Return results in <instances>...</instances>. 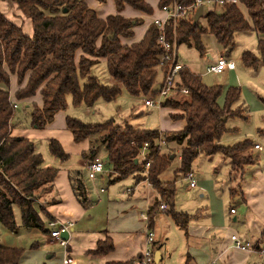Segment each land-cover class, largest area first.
<instances>
[{
  "label": "trees",
  "instance_id": "16d2710c",
  "mask_svg": "<svg viewBox=\"0 0 264 264\" xmlns=\"http://www.w3.org/2000/svg\"><path fill=\"white\" fill-rule=\"evenodd\" d=\"M195 0H159L158 10L177 2L183 6ZM23 17L30 20L32 36L25 35L0 12V226L17 234L14 208L20 212L21 227L48 234L47 224L53 222L45 207L56 199L45 201L44 208L35 206L42 194L53 192V182L58 170L43 166L42 155L29 139L14 138L10 135L15 105L10 100L8 88L10 76L17 77L20 86L28 77L27 87L18 88L14 93L16 101L33 97L40 87L41 107L32 105L29 110V127L42 130L53 121L56 113L66 110L70 98L74 107L80 105L91 109L99 100L114 102L122 89L132 98L146 97L156 85L157 70L163 54L159 43L160 31L150 24L143 39L130 47L122 46L119 38L133 37L132 29L138 22L124 18L120 12L125 6L151 16L153 11L145 0H112L116 14L105 20L99 19L86 0H13ZM104 4L106 0H96ZM239 6L224 4L211 5L203 15L204 24L193 22V15L173 22L167 21L163 33L168 42L193 47L200 56L204 49L201 39L212 35L222 50L230 55L234 49L237 34L253 32L264 36V0H238ZM243 7L246 16L240 10ZM65 10V12H64ZM113 36V38H110ZM105 59L109 77L115 82L103 86L91 77L93 62L88 58ZM229 57V56H227ZM245 68L257 71L264 69V40L257 41V56L250 51L241 54ZM83 81V85H80ZM184 88L188 95H178L165 100L161 108L180 110L184 114L185 128L179 133L162 134L158 131L135 129L130 125H116L113 121L90 125L66 117V129L74 142L95 139L106 154L110 167L111 183H116L135 173H143L145 160L140 152L145 145L151 161L147 169L150 185L159 192L160 201L168 208L167 214L174 223L185 229L188 215L173 212L174 183L159 181V176L171 165L170 154L160 151V142L166 147L180 148L179 174L188 173L193 162L200 156L221 155L229 160L231 169L241 170L251 160L246 151L251 146L245 140L232 147L222 146V137L228 132L226 122L235 118L233 105L240 99V89L229 87L225 91L224 105H218L222 95L220 86H205L200 77L185 67L179 72L178 89ZM264 107V99L261 100ZM172 119L174 116H171ZM50 155L65 161L67 155L58 142H47ZM92 146L89 158L97 154ZM245 152V153H244ZM73 194L82 208L89 206L87 190L80 171L69 173ZM160 207V206H159ZM264 230L256 243L258 250H264ZM113 251L110 241L97 242L89 254L107 255ZM23 250L0 246V264H19ZM108 262L106 264H136V260Z\"/></svg>",
  "mask_w": 264,
  "mask_h": 264
},
{
  "label": "rangeland",
  "instance_id": "374dc122",
  "mask_svg": "<svg viewBox=\"0 0 264 264\" xmlns=\"http://www.w3.org/2000/svg\"><path fill=\"white\" fill-rule=\"evenodd\" d=\"M145 2L149 4L151 8L153 7L158 10L157 0H145ZM91 5L95 8H102L100 12L103 15H109L113 9H115L111 0H108L102 5H99L97 2H92ZM0 8L2 9V14H6L8 12V14L13 17L16 24H23V26L21 25V28L25 31V33H31L32 26L30 21L28 19H24L25 21H23L22 18L25 17H19V15L15 14V12L12 11L13 9H10L11 4L9 3V0H5V2L0 0ZM5 8L7 11H5ZM207 10L208 9L205 8L204 13ZM240 10L246 16L247 11L241 6ZM152 11L154 13L153 9ZM125 13L127 14L128 12L125 11ZM139 13L140 17L128 18L138 22V26L135 30L136 37L143 34L144 31L145 14L141 12ZM199 21L204 24V17L201 16ZM149 23L147 27L149 26ZM257 41V35L253 32L237 34L234 40L235 46L232 53L228 55L227 52L224 50L222 51V54L225 57L229 56L231 60L234 61L237 67L236 71L230 74L223 73L218 76L211 74L201 77L202 83L207 87L222 86L238 87L240 89L241 104L238 103L237 105H233L232 109L237 117L227 120L226 129H229V132L222 137L221 144L226 147H232L245 140L249 141L251 146L246 151V154L250 157V164L244 165L241 170L235 168L233 170L231 169L229 160L221 155L213 157L200 155L191 166V170L195 174L194 179L197 184L196 189L193 190L187 189L189 180L184 179L187 173L179 174L178 168L175 170L173 175V170L179 166L177 161L172 162L171 167L161 177V180L166 183L172 182L173 180L177 181L175 184L176 193L174 198V211L187 213L190 217H193L191 220L192 224L197 226L200 224L210 230L211 232L206 234V236L201 235V238H205L208 241H213L214 237H220L221 240L226 239L229 238L230 234L237 233L238 235H241L242 238L248 240L249 243L254 244L259 239L260 231L262 230L263 232L264 230V226H262L261 214L264 213V201H261L258 205L256 204L257 201L255 199L257 196H254L253 193L250 192L249 185L245 186V189L248 190V194H251L247 205L243 202L244 196L242 193V186L244 185L243 176L248 166H254L257 163L255 170L258 171L253 173L259 174V178L262 176L264 177V107L261 103V99L264 98V69L263 67H260L257 71H248L241 64V54L243 51H250L257 56ZM120 44L122 45V43ZM201 44L205 50L203 52V56H200L193 47H189L187 45H181L179 47L178 54L181 58L180 62L187 66L185 67L186 69L190 70L189 68H191L192 71L202 75L209 63L206 54H210L214 62L217 54L221 51V47L216 43L214 37L209 34L202 37ZM88 59L93 62V66L90 71L91 77L98 80L103 86L108 87L115 84V82L108 75L106 64L103 62L105 59H95L90 57ZM29 74L30 73H26L24 81L20 86L17 84L13 90L11 89V85L9 86L8 91L9 94H11L10 96H12L14 91L18 88L21 87L25 89L27 87ZM11 77H13L14 80L17 78L15 75H11L10 80ZM160 80L161 75L157 73L156 81L159 82ZM80 85H83V81H80ZM40 88L36 90L33 97L24 99L20 102L28 104L30 108L32 105L41 107L42 103L39 95ZM149 99L155 103L154 106L144 107V100ZM222 100L223 98L219 100V104L221 106L224 105V101ZM163 102L164 99L160 98L158 94H149L146 97L134 99L122 89L121 94L116 101L105 103L99 100L95 103L93 109L90 110H88L83 104L74 108L69 98L67 101L68 109L65 113L82 121L83 123L90 125L113 121L119 126L127 124L135 129L157 131L164 126L167 110L161 109L160 104ZM24 104H21L17 109H15V116L18 118L16 125L20 128L24 127L32 130L31 127H29V110L24 108ZM176 118H182V116L177 115ZM233 130L235 133H232ZM175 133L176 132H166L162 134ZM255 144L261 146L263 151L259 152L254 150L253 146ZM78 147L79 146H77V148ZM165 147V145H162L160 151L166 154L172 155L174 152L178 153L180 151V148L174 147L173 144L166 148ZM38 151L42 155L43 166L45 167H51L61 172L67 170V167L71 169H78L80 172L82 171L84 173L85 182L87 181V185L93 189L92 193H94V190L98 191L101 187L107 188L106 195L101 197V205L97 204L91 211L84 210L85 217L82 218L83 221L81 224L76 226V232L81 231L85 237L88 238V236L93 233L97 235L102 229L112 230L109 227V214L114 217L118 216V218H115L112 221L114 223L116 222V230L125 226L130 227L132 224H136L137 221L138 224L140 223L145 225V223L141 222L139 213L142 212L144 215L146 213L144 210H141L140 205H138L137 209L133 210L134 216L131 215L132 219L124 220V217H121L120 214L115 215L114 211L120 208L118 204L120 202L123 203L126 200L122 191L125 190L126 187L130 186L128 182H120L119 184L109 185L106 179L103 180L98 178L96 181L87 180L85 168H83V166L82 168L80 167V165L83 164V160L79 154L74 152L67 154V159L65 161H60L50 155L47 145L43 148L42 146H38ZM97 154V157L101 159L104 158V150H98ZM145 169L146 168H144V170ZM191 170L189 172H191ZM129 176H135V179L138 182H144L146 187V180L150 182L146 170L143 173L138 172ZM253 181H255L253 178L248 177V180H245V184H251ZM160 183L162 186H165L164 184H166L163 182ZM151 188L153 187L151 186ZM156 193L159 195L157 190ZM48 198L49 195L46 193L42 194L38 200H35V206L44 208L45 201H48ZM113 204H115V206H113ZM160 204L161 203H159V205ZM255 207L257 210L262 212H259L260 214L255 213L257 212ZM231 210H234L235 214H231ZM160 212L161 211L158 209L157 205L153 208L151 213L152 215H156ZM14 213L18 233L13 234L0 226V246L22 249L24 253L28 251H35L36 249L32 247L39 245L41 249L36 252L37 254H34L32 257L33 259L27 264H37L39 259L42 260L47 255H55L56 258L62 253L63 247H61L57 242L52 241L50 244L45 245V237H47L45 234L38 230H27L21 227L20 212L18 208H14ZM234 219L235 221H233ZM154 233L155 240L162 241V237L166 239L162 248V254L164 257L162 264H183L186 258V250L188 249L190 252H193L194 249H197L202 245L195 244V242L191 241V237L188 239L185 238L184 232L173 224L167 213H160L159 217L155 220ZM227 248L233 249V246L227 245ZM214 263L217 264L216 262ZM261 263L264 264V258H262Z\"/></svg>",
  "mask_w": 264,
  "mask_h": 264
},
{
  "label": "crops",
  "instance_id": "0c3cea01",
  "mask_svg": "<svg viewBox=\"0 0 264 264\" xmlns=\"http://www.w3.org/2000/svg\"><path fill=\"white\" fill-rule=\"evenodd\" d=\"M2 1L5 2V0H2ZM6 1H8V0H6ZM107 1L108 0H106V2ZM157 1H159V0H157ZM92 2H96V0H86L87 6L89 8H91L92 10H94V12L96 13V16L99 19L105 20L107 16L114 15L117 13L116 9H113V11L109 15H107V14L103 15L100 12V10L102 8H95L94 6L91 5ZM9 3L11 4L10 9L11 10L13 9L12 11L15 12V14L19 15V17H23L18 12L17 6L13 2V0H9ZM99 5H102V4H99ZM152 9L154 10L153 15H151V16L145 15L143 34L136 37V35H135L136 27L133 28L132 29V31H133V37L132 38H129V39L119 38V41H120V43H122V45H124L126 47H130L133 44L140 42L146 33V30L148 28L147 25L149 22H150L149 23V25H150L153 23V21L156 18L157 19H164L165 18V15L163 13H161L160 11L158 12V10L154 9L153 7H152ZM1 10L2 9L0 8V12L2 13ZM5 11H7L6 8H5ZM125 11H127L128 13L126 14ZM13 12H11V13H13ZM3 15L7 19H9L11 22H13L15 25H17L19 27H21V25L23 26V24H21V23L16 24L13 17H11L8 14V12L6 14L3 13ZM120 15L123 16L124 18H127V19L131 18V17H140L139 11H135L128 6L124 7V9L120 12ZM203 15H204V11H203ZM22 19H23V21H25L24 19H26V18H22ZM141 26H143V25H141ZM22 31H23V29H22ZM23 33L29 37L32 36V30H31V33H29V32L25 33V31H23ZM250 33H252V32H250ZM204 36H206V35H204ZM257 40H264V36H257ZM222 51L223 50L221 49V51L217 54L216 60L214 62L211 58V55L206 54L207 60L209 61L208 65L206 66V70L209 66L215 64V62L217 61V58L219 56L223 55ZM226 58L231 60L230 57H226ZM180 59L181 58L179 56V62H180ZM105 61L106 60H104L103 62L105 63ZM231 61H233V60H231ZM241 64H242V62H241ZM183 66L187 67L185 65H183ZM242 66H243V64H242ZM236 68L237 67L235 65V70L225 71L223 73L230 74L232 72H235ZM189 69L192 73L198 75L200 77V79L202 76L211 75V74L207 73L206 70L201 75V74H198V73L192 71L191 68H189ZM245 69L248 71H253V70L248 69V68H245ZM157 73H159L161 75L160 81L162 82V79H163L162 71L160 69H158ZM223 73H221V74H223ZM221 74H217V75L213 74V75L218 76ZM156 78H157V76H156ZM160 81L159 82L156 81V85H160V83H161ZM10 85H11V89L13 90V88H15V86H17V78H15V80H14V78L11 77ZM208 87H212V86H208ZM220 87L222 88V95L218 99V105L220 107H222L219 104V100L221 98H223L222 101H224L225 91L229 87H222V86H220ZM15 91H14V93H15ZM14 93L12 95L13 97L10 96V100L12 103L15 104V109H17L18 106H20L21 104H24V103L20 102V101H16L14 99ZM176 97L177 96H174L173 99ZM238 103L241 104L240 99L234 105H237ZM23 106L27 110L31 109L28 104H24ZM144 107H146V106H144ZM67 109H68V104H67L66 110ZM91 109H93V107ZM161 109H166L167 111H166V116H165V120H164V126L162 128H160L159 130H157L158 132H160V133H166V132L179 133L182 130H184L186 124H185V120L183 117L184 114L181 111L171 110V109H167V108H161ZM66 110L56 113L54 118H53V121L51 123H49L48 125H46V127L42 130H34L32 128H31L32 130H29L28 128H24V127L20 128L19 126L16 125V121L18 120V118L15 116V118L12 120V128L10 130V135L14 138L29 139L30 141H32L37 146V150H38V146H40V147L42 146V148L46 147L47 142L50 140H54V141L58 142L59 145L61 146L63 152L66 155L73 153V152L80 155V157L83 160V164L80 165V167L82 168V166H83V168H85L86 178H87V165L91 160V158H89L87 156V153L90 151L92 146L97 147L96 148L97 153H98V150L103 151L104 148L100 144H97V143L95 144V142H96L95 139L85 140V141H82L79 143L74 142L71 133L66 129L65 121H66V117L69 116V114L65 113ZM88 110H90V109H88ZM247 111H248V109H247ZM177 115H181L182 118L177 119L176 118ZM171 116H174V118L172 119ZM70 117H72V116L70 115ZM141 130H144V129H141ZM154 131H156V130H154ZM228 132H229V129H228ZM232 133H235V131L233 130ZM219 144L222 145L221 142ZM77 146H79V147L77 148ZM174 147H177V146L174 145ZM177 148H179V147H177ZM162 153L166 154L164 152H162ZM179 154H180V152H178V153L174 152V154L170 155L171 165H172V162H174V161H177L178 164L180 165V155ZM96 156H98V154H96ZM102 160L104 162L106 173L102 176H98L96 179H98V178L103 179V180L106 179V181L109 185L119 184L120 182H128L130 184L129 187H126L125 190L122 191L123 195L126 197V200H125V202H123V203L120 202L118 204V206H120V208L117 209L116 211H114L115 215L120 214L121 217H124V220L132 219L131 215L134 216L133 210L137 209L138 205H140L141 210H144V212L146 213L145 215L147 216V221H144L141 217L144 214L142 212L139 213L140 218H141V222L145 223V225L140 224V223L138 224V221H137L136 224H132L130 227L125 226L119 230H116V227H115L116 222L114 223L112 221L115 218H118V216L114 217L113 215L109 214V217H110L109 227L112 230L102 229L97 235L95 233H93L90 236H88V238H86L85 235L81 231L76 232L75 231L76 226L81 224V222L83 221L82 218L85 217L84 216V210L91 211L97 204L101 205V203H102L101 197L106 195L107 188L101 187L104 189L103 192H100L101 188H99L98 191L94 190V193H92L93 189H92V187L90 188L87 185L88 182L87 181L85 182L84 173L81 171L82 181L86 187L87 198L89 201V206L86 209L82 208L81 205L76 200V198L73 194L70 182H69V172L70 171H76V170L79 171V170L78 169H71V168L67 167V170H65L64 172L58 171V173L54 179V182H53V192L49 195V198H48L49 200H52L54 198V199H56L57 202L45 207V212L48 214V216L51 218V220L56 225H58V226L66 225L68 227L69 236H68V239L66 240L67 246L65 248H63L62 253L59 254L56 258H55V255H47L42 260L39 259L37 264H62L63 259L66 256L73 258V260H74L73 264H106L108 262H126V261H130V260H135L140 255V253L142 252V250L144 248L145 233L148 230H150L151 232L154 233L155 220L159 217L160 213H167L168 212V208L166 209L167 212H166V210L165 211L160 210L159 206L164 205L163 203H161L158 206V209L161 212L157 213L156 215H152L151 212L153 211L154 204L156 202L160 201V197H159L160 195H158L156 193L155 189H153L151 187H146L144 182H142V181L138 182L135 179V176H129V177H126L125 179H122L116 183H111L110 167L106 163L105 151H104V158ZM171 165H170V167H171ZM255 166H257V163L254 166H248L246 169V172L243 176L244 185L242 186V193L244 196L243 202L246 205H247V202H248L250 195H251V194H248V190L245 189V186H247V185H249L250 192H252L254 196H257V198L255 199L257 201L256 202L257 205L261 201H264V177L262 176L259 178V174L253 173L255 171H258V170H255L256 169ZM80 167H77V168H80ZM178 168H179V166L173 170V175H174L175 170ZM191 172H192L193 178H195L194 172L192 170H191ZM164 173H162L159 176L160 177L159 180H160V182L166 183V182L161 180V177L163 176ZM248 177L253 178L255 181H253L251 184L250 183L245 184V180H248ZM87 180H89V179L87 178ZM259 180H261V181H259ZM94 181H96V180H94ZM176 182H177L176 180H173L172 182H168V183H174V188H175ZM196 187H197V184H196ZM196 187L193 189H196ZM252 187H253V189H252ZM187 189L191 190L189 188H187ZM175 193H176V189H175ZM174 198H175V195H174ZM110 205H112V204H110ZM113 206H115V204H113ZM255 209H256V207H255ZM173 212L188 215L187 213H184V212H176V211H174V208H173ZM259 212H262V211L257 210V212H255V213L260 214ZM233 214H235V212ZM261 214H262V226H264V213H261ZM168 216H169V214H168ZM134 218H136V217H134ZM170 219L177 228H179L181 231L184 232L185 238L188 239L191 237V241L195 242V244H197V245L202 244L201 247L194 249L193 252H190L188 249L186 250V252H185L186 258H185V262L183 264H210V263L215 264L214 262H216L217 264H262L261 263L262 258H264V257L260 256L257 252L258 251V249L256 247L257 242L254 244L250 243L252 245V248L250 250L236 249L230 241L231 236L235 235L242 241H245V242H249V241L242 238V236L238 235L237 233L230 234L229 238H226V239L221 240L220 237H218V238L214 237L213 241H208L205 238H201V235L206 236V234H208L211 231L206 229L205 226H201L200 224L198 226L195 224H192V221H191L193 219L192 216L190 217L188 215V222H187L185 229H182L179 226H177L171 217H170ZM233 221H235V219ZM47 229H48L49 233L45 235V236H47V237H45L46 238L45 245L50 244L52 241L56 242L54 240H51L49 237V234L51 232V229L49 228V223L47 224ZM27 230H31V229H27ZM115 233H121V234H115ZM261 233H262V230L260 231L259 236ZM154 236H155V233H154ZM161 240L162 241H157V240H155V237H154V244H153L154 254H153V263L152 264H162L163 263L164 257L162 254V248L164 246V241H166V239H164L162 237ZM104 241H110L112 243L113 251L111 253H109L107 255H101V256H98V255L95 256V255L89 254V252L91 250H94L96 248L97 242H104ZM227 245H229V246L232 245L233 249H231V248L228 249ZM32 248H34L36 250L24 252L19 264H27L28 262H30L33 259L32 257L34 256V254L41 249V247L39 245L38 246L35 245Z\"/></svg>",
  "mask_w": 264,
  "mask_h": 264
},
{
  "label": "built area",
  "instance_id": "2783aa9c",
  "mask_svg": "<svg viewBox=\"0 0 264 264\" xmlns=\"http://www.w3.org/2000/svg\"><path fill=\"white\" fill-rule=\"evenodd\" d=\"M213 4L217 6H222L224 4H233L235 6H239L238 0H195L189 6H183L177 2H173L172 4L168 6H164L161 9H159V11L165 15V18L164 19L156 18L152 24L156 25L160 31L159 43L163 49V54L160 58V68L163 73V79L159 85L160 87L158 91L155 94H158L160 98L164 99V101L171 99L174 96L188 95L186 89L184 88L178 89L179 72L184 68V66L179 62V54H178L179 48H177L175 41L170 43L165 38V35L163 33L165 24L169 20L176 22L181 19H185L188 15L194 14L199 7H202L203 11L205 10V8L210 9L211 5ZM232 70H235V63L227 59L224 55H222L217 58L215 64L207 68L206 72L209 74L217 75L225 71H232ZM154 104L155 103L151 99L144 100V106L146 107H153ZM162 145L164 144L160 142L159 148H161ZM147 148L148 146L145 145L140 152L141 158L145 160L144 168H146L145 169L146 171L150 167V163H151V161L148 160L147 157ZM253 149L259 152H262L263 150L262 147L257 144L253 146ZM105 173L106 170L103 160L97 156L92 158L87 165V178L91 181H94L98 176H102ZM184 179L189 180V184H188L189 189H193L196 187V181L193 178L192 172L187 173ZM146 184L147 187H151L148 180H146ZM103 191L104 189L101 188L100 192ZM166 209L167 208L165 205L160 206V210L165 211ZM230 213L233 214L234 210H231ZM141 217L144 221H147L146 215H142ZM49 228L51 229V232L49 234L50 239L56 241L61 247L65 248L67 246V241H63L62 239H60V234L62 232H66L69 236L68 227L66 225L58 226L54 222H50ZM230 241L236 249L250 250L252 248V245L249 242L242 241L235 235L230 237ZM153 244H154V233L148 230L145 233L144 248L140 253V259L136 260V264L153 263V254H154ZM257 252L260 256L264 257V250H258ZM73 261H74L73 258L66 256L64 257L62 264H73Z\"/></svg>",
  "mask_w": 264,
  "mask_h": 264
},
{
  "label": "water",
  "instance_id": "95a60500",
  "mask_svg": "<svg viewBox=\"0 0 264 264\" xmlns=\"http://www.w3.org/2000/svg\"><path fill=\"white\" fill-rule=\"evenodd\" d=\"M64 12H65V10H64ZM203 15V8L202 7H199L196 11H195V13H194V15H193V22L194 23H197L198 22V20L200 19V17ZM110 38H113V36H111ZM159 85H155V87L153 88V90H152V92L153 93H156L157 91H158V89H159ZM60 239H62L63 241H66L67 239H68V234L66 233V232H62L61 234H60Z\"/></svg>",
  "mask_w": 264,
  "mask_h": 264
}]
</instances>
